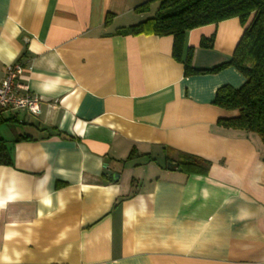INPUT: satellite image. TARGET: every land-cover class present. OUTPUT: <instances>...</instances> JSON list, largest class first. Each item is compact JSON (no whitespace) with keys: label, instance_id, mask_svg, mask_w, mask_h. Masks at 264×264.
Masks as SVG:
<instances>
[{"label":"crops","instance_id":"crops-1","mask_svg":"<svg viewBox=\"0 0 264 264\" xmlns=\"http://www.w3.org/2000/svg\"><path fill=\"white\" fill-rule=\"evenodd\" d=\"M147 1L0 0V81L21 63L42 98L37 116L0 121L21 124L0 125L12 158L0 264H264V147L219 127L237 112L212 104L244 78L185 77L171 37L127 34L154 15L157 2L134 11ZM242 30L229 19L189 31L192 66L228 61ZM179 153L209 161L207 175L178 171Z\"/></svg>","mask_w":264,"mask_h":264},{"label":"trees","instance_id":"trees-1","mask_svg":"<svg viewBox=\"0 0 264 264\" xmlns=\"http://www.w3.org/2000/svg\"><path fill=\"white\" fill-rule=\"evenodd\" d=\"M151 2L158 3L154 15L124 31L130 35L171 37L172 57L183 65L185 77L217 73L228 67L239 72L244 78L243 84L237 88L219 87L212 102L221 110L236 111L237 116L220 118L217 125L253 133L264 147V0H150L136 6L134 11L147 13ZM229 19H237L243 28L230 59L208 69L194 68L193 48L185 47L186 34ZM212 46L213 37L200 41L201 48ZM20 139L27 137L16 141ZM171 161L178 171L186 174L205 176L211 167L209 161L184 153ZM0 166H12L10 146L1 138Z\"/></svg>","mask_w":264,"mask_h":264},{"label":"built area","instance_id":"built-area-1","mask_svg":"<svg viewBox=\"0 0 264 264\" xmlns=\"http://www.w3.org/2000/svg\"><path fill=\"white\" fill-rule=\"evenodd\" d=\"M26 70L18 62L6 66L4 77L0 81V121L16 112L28 116L40 113L42 98L31 93L28 86L20 80Z\"/></svg>","mask_w":264,"mask_h":264},{"label":"water","instance_id":"water-1","mask_svg":"<svg viewBox=\"0 0 264 264\" xmlns=\"http://www.w3.org/2000/svg\"><path fill=\"white\" fill-rule=\"evenodd\" d=\"M103 174L108 176L111 179V181H114L116 180V178H118L117 174L110 172L107 168L103 171Z\"/></svg>","mask_w":264,"mask_h":264},{"label":"rangeland","instance_id":"rangeland-1","mask_svg":"<svg viewBox=\"0 0 264 264\" xmlns=\"http://www.w3.org/2000/svg\"><path fill=\"white\" fill-rule=\"evenodd\" d=\"M19 117H20V119H22V117H23V113H19ZM16 123H14V124H6V123H1L0 125L1 126H7V127H9L10 126V128H12L13 126H21V124H17V125H15ZM13 125V126H12Z\"/></svg>","mask_w":264,"mask_h":264}]
</instances>
